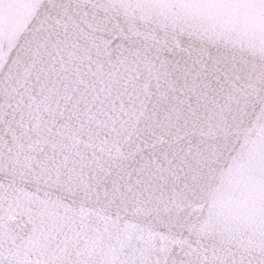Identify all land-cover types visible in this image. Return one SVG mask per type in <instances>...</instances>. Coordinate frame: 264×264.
<instances>
[{"label":"snow or ice","instance_id":"6c2138e0","mask_svg":"<svg viewBox=\"0 0 264 264\" xmlns=\"http://www.w3.org/2000/svg\"><path fill=\"white\" fill-rule=\"evenodd\" d=\"M255 112L264 0H0V264L86 204L183 220L176 192ZM138 239L128 264H264L245 232Z\"/></svg>","mask_w":264,"mask_h":264},{"label":"rangeland","instance_id":"374dc122","mask_svg":"<svg viewBox=\"0 0 264 264\" xmlns=\"http://www.w3.org/2000/svg\"><path fill=\"white\" fill-rule=\"evenodd\" d=\"M176 195L185 210L179 221L163 206L157 212L132 205L86 204L75 224L54 219L50 231L32 240L25 258L30 264H128L140 257L138 238L149 233L171 234L181 243L187 238L222 243L245 232L260 242L264 115L250 113L227 128Z\"/></svg>","mask_w":264,"mask_h":264}]
</instances>
